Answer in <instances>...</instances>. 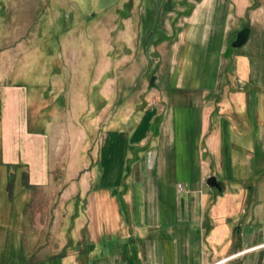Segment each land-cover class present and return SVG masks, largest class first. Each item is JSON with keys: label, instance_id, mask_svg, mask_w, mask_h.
<instances>
[{"label": "crops", "instance_id": "0c3cea01", "mask_svg": "<svg viewBox=\"0 0 264 264\" xmlns=\"http://www.w3.org/2000/svg\"><path fill=\"white\" fill-rule=\"evenodd\" d=\"M158 1L159 102L103 126L91 158L63 154L57 171L52 121L34 128L16 80L25 64L0 73V264H264V0ZM44 94L37 113L55 112ZM57 177L63 224L55 194L41 225L36 193Z\"/></svg>", "mask_w": 264, "mask_h": 264}, {"label": "rangeland", "instance_id": "374dc122", "mask_svg": "<svg viewBox=\"0 0 264 264\" xmlns=\"http://www.w3.org/2000/svg\"><path fill=\"white\" fill-rule=\"evenodd\" d=\"M159 3L158 0H0V54L6 53V57H0V73L13 68L14 58L25 64L16 80L28 90L29 117L34 120V128L42 130L48 118L52 121L57 171L65 169L63 154L79 159L80 149H86V156H95L96 140L103 126L137 121L139 108L159 102L161 83L156 77L162 57L157 52L158 39H150L161 25L159 18L149 17ZM101 90L104 106L96 113L102 106L98 96ZM37 92L45 93L43 101L52 99L55 112L42 106L37 113L38 105L33 101ZM82 140L85 141L81 145ZM64 181L57 177L53 188L34 191L41 225H46V209L54 204L55 194V221L63 224L62 209L57 207L62 204L59 192ZM13 184V199L17 194L19 199L20 192L26 198L20 182L16 180ZM12 204L15 207L16 203ZM6 212L14 222L8 225L7 236L14 239L18 211L11 208ZM29 213H23L24 219L30 217ZM13 239L8 243L12 247Z\"/></svg>", "mask_w": 264, "mask_h": 264}, {"label": "water", "instance_id": "95a60500", "mask_svg": "<svg viewBox=\"0 0 264 264\" xmlns=\"http://www.w3.org/2000/svg\"><path fill=\"white\" fill-rule=\"evenodd\" d=\"M249 32V28L244 27L242 28L236 35L235 40L232 42V46L239 47L241 46L247 39ZM207 183L211 186H215L217 188H220L219 183L216 181L214 176H211L207 179Z\"/></svg>", "mask_w": 264, "mask_h": 264}, {"label": "built area", "instance_id": "2783aa9c", "mask_svg": "<svg viewBox=\"0 0 264 264\" xmlns=\"http://www.w3.org/2000/svg\"><path fill=\"white\" fill-rule=\"evenodd\" d=\"M178 186H180V184H178Z\"/></svg>", "mask_w": 264, "mask_h": 264}, {"label": "bare ground", "instance_id": "6f19581e", "mask_svg": "<svg viewBox=\"0 0 264 264\" xmlns=\"http://www.w3.org/2000/svg\"><path fill=\"white\" fill-rule=\"evenodd\" d=\"M214 264H217V263H214Z\"/></svg>", "mask_w": 264, "mask_h": 264}]
</instances>
